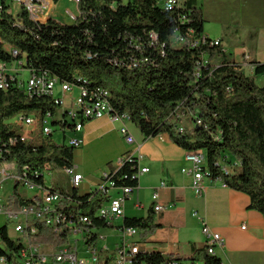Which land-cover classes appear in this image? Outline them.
<instances>
[{"label": "trees", "instance_id": "obj_1", "mask_svg": "<svg viewBox=\"0 0 264 264\" xmlns=\"http://www.w3.org/2000/svg\"><path fill=\"white\" fill-rule=\"evenodd\" d=\"M77 8L73 23L55 19L38 23L27 7L14 13L9 0H0V60H25L24 67L31 73L84 89L88 102L106 91L113 113L128 115L144 137L167 135L187 153L205 152L209 179L248 195L250 209L264 217V86L256 83L257 77L264 76V63L254 62V74L248 76L220 44L204 37L203 12L194 0L172 10L161 8L155 0H78ZM179 37L181 44L176 41ZM58 108L48 95L30 96L14 84L0 89L2 160L16 162L22 171L29 166H49L52 171L74 167V148L58 144L53 136L23 142L21 130L10 124L19 115L43 118L49 113L54 120ZM187 112L194 117L191 129L180 124ZM122 157L123 165L108 172L102 182L135 190L139 161L130 153ZM35 171L39 172L34 175L35 187L64 194L70 198L62 204L65 210L81 211L93 220L90 233H96V227L114 229L95 216L109 194H80L76 188L65 194L46 186L43 169ZM12 197L17 209L30 203L18 189ZM123 227L137 228L147 236L160 225L154 223L150 209L146 218H125ZM41 230L43 243L61 244L67 235ZM0 234L4 243L0 256L8 249L17 250L5 226ZM135 263L223 264L209 254L208 246L188 259L141 249Z\"/></svg>", "mask_w": 264, "mask_h": 264}, {"label": "crops", "instance_id": "obj_2", "mask_svg": "<svg viewBox=\"0 0 264 264\" xmlns=\"http://www.w3.org/2000/svg\"><path fill=\"white\" fill-rule=\"evenodd\" d=\"M187 1L180 0V4ZM194 1L203 12L204 37L219 41L221 48L252 76L253 63H264V0ZM54 8L53 15L59 16ZM120 127L108 118L86 124L79 135L83 140L77 155L79 166H74L85 178L80 189L90 192L101 184L104 174L118 168L116 163L123 155L142 157L139 168L148 172L139 174L138 187L124 203V218L115 226L123 225L125 218H146L153 209L152 195L158 193L162 210L153 211L154 223L160 228L147 236L140 234L142 251L188 259L206 246L202 232L205 224L224 239V245L215 249L223 264L224 260L227 264H264V217L250 209L248 195L209 178L204 179V195H195L192 175L183 172L191 168L186 151L167 135L146 138L137 129L135 137L126 124L135 139L129 145L121 137ZM120 193V189H111L109 197H118ZM119 236L118 232V239ZM105 245L109 247L107 242Z\"/></svg>", "mask_w": 264, "mask_h": 264}, {"label": "built area", "instance_id": "obj_3", "mask_svg": "<svg viewBox=\"0 0 264 264\" xmlns=\"http://www.w3.org/2000/svg\"><path fill=\"white\" fill-rule=\"evenodd\" d=\"M12 6L27 7V12L31 19L38 23H46L50 19L66 22L62 16L53 15L52 8L55 7L54 0H9ZM78 2V0H70ZM157 5L166 10H172L180 6V0H155ZM68 15L75 21L77 15L68 11ZM178 44L183 42L182 38L176 39ZM220 42L214 40V45ZM14 57L18 56L17 51L11 52ZM25 60L14 63H6L0 60V89L7 90L14 84L30 96L48 95L55 99L59 106L56 117L52 118L47 114L43 118L35 115H19L10 121V124L21 130V141L34 142L38 137L55 136L59 133L62 137L58 144H63L74 149L83 146V140L79 135L84 130L86 124L91 121L103 118L110 119L113 123L119 124V133L124 141L133 145L134 137L129 133L126 124L131 122L128 115L114 114L106 91L96 93L88 102L87 92L79 89V97L70 101V109L65 106V100L55 98V90L60 84V91L64 96L75 93L74 85L62 83L56 77L44 74L31 73L25 67ZM56 121V122H55ZM132 123V122H131ZM70 133L75 134L71 136ZM56 142V141H55ZM138 161L142 157L136 156ZM187 161L191 163V168L183 170L184 173L192 175V191L201 197L205 193L204 179L209 178L207 174V157L203 151L190 152L187 154ZM123 157L118 159L116 165H123ZM13 165L12 174H9L8 165ZM35 169L44 170V181L52 187L53 172L49 166L33 168L29 166V172H22L16 162H5L2 160L0 152V215H5L8 224L5 225L8 233V225L14 226L16 238H9L16 243L17 250H6L7 254L0 256V264H136L135 257L141 251L142 242L139 241L141 231L133 227L115 226L116 221L122 220L125 215L124 203L133 193L131 188H115L112 182H102L89 193L102 191L109 194L111 189H120L118 197L105 201L96 211L95 216L110 222L114 229L119 232L120 241L115 249L111 250L105 245V237L101 234L103 229L96 227V233H89V226H95L90 217L84 216L81 211L65 210L63 203L70 201V198L60 192L42 193V189L35 187ZM71 177L73 187L80 190L84 183V175L76 172L74 167L64 169ZM148 169H139L140 173H147ZM108 173L102 178H107ZM10 180L15 181L12 194H5V184ZM23 187L29 193L30 203L16 208L15 200L11 201L13 194L19 187ZM166 187L165 183L161 184ZM87 193V192H85ZM158 193L152 195L153 210L159 212L162 206L158 203ZM57 219H64V228H57ZM47 228L54 232L56 236L66 237L61 244L43 243L39 241L41 228ZM245 227H243L244 229ZM202 232L206 238V246L209 254L215 255L216 247L224 245L221 235L213 233L207 225H203ZM1 243L4 246L0 234Z\"/></svg>", "mask_w": 264, "mask_h": 264}, {"label": "rangeland", "instance_id": "obj_4", "mask_svg": "<svg viewBox=\"0 0 264 264\" xmlns=\"http://www.w3.org/2000/svg\"><path fill=\"white\" fill-rule=\"evenodd\" d=\"M126 2V1H125ZM21 9V6L19 7H15L12 6V11L14 13H16L17 11H19ZM56 10V12H58V14H60L62 16V19H64L66 21V23H73V21L71 20L72 17L68 15V11L71 12L74 15L78 14V8H77V2L75 1H70V0H61L59 3H57V5L54 8ZM230 57L233 59L234 56L229 53ZM249 73V72H247ZM256 83L258 86L263 87L264 86V76L261 77H257L256 78ZM60 87L61 85L59 84L57 86V89L55 90V98H58L60 100H65V106L68 107L70 109V101L72 99H77L79 97V89L75 88V93L74 96L73 95H66L65 99L63 94L60 91ZM193 115L190 112H187L185 117H182V122H180L182 127H186L188 129H191L194 127L193 124ZM127 126L130 130V132L136 137L137 133H138V128L131 122L127 123ZM71 136H75V134L70 133ZM54 140L56 142L61 141L62 137H60V134L57 133L54 136ZM79 153V148L75 149V159H74V166H79L78 164V160H77V155ZM12 168L13 165H8V170H9V174H12ZM240 168H236L235 171L236 173L240 172ZM46 186L47 187H51L50 185H48V182L46 181ZM52 186H54L55 189L57 190H61L63 191L65 194H72L73 192V184L71 182V177L70 175L63 169V170H56L53 172L52 175ZM14 187H15V181L14 180H10L7 184H5V194L7 196H9L10 194L13 193L14 191ZM18 191L24 195L25 197H29V193L28 191H26L22 186L18 188ZM80 194L85 193V191H82V189L79 190ZM120 220L116 221V224L119 225L120 224ZM8 224V219L5 215H0V229L2 227H4L5 225ZM117 229H103L101 231V234L103 236H106L107 239L105 238L104 243H108L109 248L111 250L115 249L116 244L120 241V238L118 239L117 235H118V230ZM8 233L10 235V237L12 238H16L17 236L14 233V226L12 225H8ZM106 241V242H105ZM0 245H1V240H0ZM224 264H227V260H224Z\"/></svg>", "mask_w": 264, "mask_h": 264}, {"label": "bare ground", "instance_id": "obj_5", "mask_svg": "<svg viewBox=\"0 0 264 264\" xmlns=\"http://www.w3.org/2000/svg\"><path fill=\"white\" fill-rule=\"evenodd\" d=\"M74 88H77V87L74 86ZM78 89H81V88H78ZM22 172H29V170L27 168H24ZM34 175L39 176V172L35 171ZM41 177H44V173H41ZM38 188L42 189L41 187H38ZM42 193H46V192H43V189H42ZM48 193H51V192H48ZM63 225H64V219H57V228H62Z\"/></svg>", "mask_w": 264, "mask_h": 264}]
</instances>
